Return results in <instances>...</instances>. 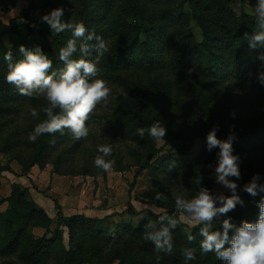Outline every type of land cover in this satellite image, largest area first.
Wrapping results in <instances>:
<instances>
[{
	"label": "trees",
	"instance_id": "trees-1",
	"mask_svg": "<svg viewBox=\"0 0 264 264\" xmlns=\"http://www.w3.org/2000/svg\"><path fill=\"white\" fill-rule=\"evenodd\" d=\"M186 5L191 6L192 17L202 31L201 41L191 34L190 17L183 11ZM236 5L237 0H29L28 6L9 24L0 20V154L18 160L25 177L34 167L45 169L50 163L60 176L106 177L107 173L93 165L98 155L96 148L120 140L129 146L131 158L137 161L135 166L142 165L156 173L151 178L152 191L142 195L141 200L148 199L164 209L161 213L152 209L139 211L130 202L122 214L96 218L84 214L67 215L59 201L52 198L56 217L51 218L33 198L25 197L21 185L15 183L10 197L5 199L0 194V205L9 203L7 211L0 213V264H15L19 258L22 264H185L181 250L186 247L196 250L197 259L189 264H221L214 253H200L199 236L188 242V232L197 235L200 226L191 228L184 224L180 218L183 213L175 211V197L163 196V188H160L166 177H176L175 181L185 190V194L180 195L185 198L195 196L200 186L212 193L214 180L209 174L210 167L215 165L216 150L209 153L204 146L194 161L161 159L156 164L158 143L147 135L140 138L136 129L160 120L168 132L176 134L173 141H168L176 145L187 134L193 140H205L212 127L218 125L219 139H227L230 131L234 134V154L240 157L241 176L248 178L253 165L251 156L264 155V86L256 80L261 63L257 57L264 49L249 48L243 36L252 33L256 21L244 9L237 10ZM61 6L65 8V21L83 22L105 39L109 52L97 65L99 77L120 88L121 92L114 95L115 99L111 98L106 107L97 105L93 110L95 115L89 114L85 122L89 128L87 138L74 140L65 130L64 135L59 132L45 134L32 143L27 139L28 134L45 119L40 109L46 107L47 102L42 97L21 96L6 83L7 64L2 57L11 51L14 61L19 60L22 59L21 45L29 49L40 46L52 61L50 71L62 69L59 49L72 38V33H52L35 26L31 18L35 11L48 12ZM0 8L9 11L5 3L0 2ZM177 11H181L180 15H176ZM21 19L23 23L19 22ZM3 37L17 39H11L7 45ZM78 58L74 54L73 59ZM89 59L94 60L95 53ZM137 73L153 77L140 78ZM172 75L177 78L172 79ZM222 91L226 95L243 92L257 101L259 111L244 121L238 104L221 103L210 109ZM179 94L184 99L178 108L173 101ZM32 109L40 112L39 118L31 116ZM22 116L26 119L23 128L7 132L13 119ZM92 123L98 125L99 133H90ZM89 139L95 149L91 161L87 160L80 169L72 165L67 171H61L63 161L77 148L85 146ZM55 152H59V156L52 159ZM109 158L116 159L114 149ZM117 160L113 168L118 164L116 170L124 172L123 160ZM3 172L13 173L11 168L1 167L0 179ZM199 178L201 185L196 183ZM244 184H240L239 189ZM1 185L0 180V188ZM157 194L161 195L160 200L155 199ZM238 194L244 205H238L227 218L236 224L245 220L255 222L260 196L253 197L246 192ZM164 213L179 221L172 234L171 254L156 251L152 242L143 239L147 221L156 220ZM116 215H127L130 220L116 222L113 219ZM139 217L143 218L141 222L134 224L133 219ZM54 223L56 227L52 229ZM218 223L214 229H219ZM35 228L45 229V235L37 237ZM66 232L68 244L64 241Z\"/></svg>",
	"mask_w": 264,
	"mask_h": 264
},
{
	"label": "clouds",
	"instance_id": "clouds-1",
	"mask_svg": "<svg viewBox=\"0 0 264 264\" xmlns=\"http://www.w3.org/2000/svg\"><path fill=\"white\" fill-rule=\"evenodd\" d=\"M256 25L251 34L245 33L243 38L250 49H264V0H256L251 7ZM65 8L56 7L41 17L52 33L70 31L72 38L59 49L58 58L63 63L59 71L52 70V61L40 46L26 48L21 45L19 53L22 59L15 60L11 51L5 52L2 59L7 64L4 81L13 86L21 95L28 98L42 97L47 106L40 109L45 119L38 123L28 134V141L35 143L42 135L65 134V130L74 140L89 136V128L85 122L89 114L99 104L105 107L110 102L111 89L105 80L99 77L97 65L100 58L109 52L105 39L97 35L95 29H88L83 22L65 21ZM23 23V19L19 21ZM34 26V25H33ZM94 42V43H92ZM95 53V59L90 60ZM78 55V59L73 56ZM261 63L256 72V80L264 86V52L257 57ZM192 70L190 69L189 72ZM251 75V73L249 74ZM115 99L114 96L111 97ZM40 112L32 109L31 116L39 118ZM234 115V114H233ZM166 127L160 121H154L148 127L136 129L140 138L146 135L154 142L164 140ZM218 126H213L206 134V150L215 152V183L226 188L231 195H213L206 187L200 186L199 191L191 199L182 195L175 197V211L183 213L190 226L200 225L197 235L190 231L188 242L200 237L201 254L214 253L221 264H264V177L255 174L242 190L251 196H260L257 204L258 218L255 222H231L230 218L220 221V217L234 210L237 205L243 206L244 201L237 193L241 179L239 167L240 157L234 154V134L230 131L227 139L217 137ZM96 151L93 165L102 173L112 170L115 160L110 159L113 147L111 144H100ZM235 178V179H233ZM196 183L201 185V178ZM162 197L157 194L155 199ZM214 218L219 222V229H214ZM178 219L167 213L161 214L156 220H148L143 228V239L152 242L158 252H173V231L178 226ZM185 231H188L185 229ZM185 264L195 261L196 250L186 247L181 250Z\"/></svg>",
	"mask_w": 264,
	"mask_h": 264
},
{
	"label": "rangeland",
	"instance_id": "rangeland-1",
	"mask_svg": "<svg viewBox=\"0 0 264 264\" xmlns=\"http://www.w3.org/2000/svg\"><path fill=\"white\" fill-rule=\"evenodd\" d=\"M1 3H4L3 1ZM255 5V0H237V5L236 8L237 10H245L246 12L251 14V7ZM50 11V10H49ZM48 11V12H49ZM183 11L187 13L190 17V30L191 34L198 40H202V31L199 26H197L195 20L192 17V8L189 5H186L183 8ZM46 12V13H48ZM45 12L42 11H35L31 15V18L33 19V23L35 26L39 28H44L46 30H50L49 26L41 21V17L46 14ZM181 11H177L176 15H180ZM13 39V40H11ZM17 38L16 37H8L5 38V43L7 45H10V40L15 41ZM140 78L144 77H153L145 73H137ZM172 79H176L177 77L175 75L171 76ZM107 86L111 89V96L117 95L121 92V89L112 86L110 84H107ZM225 91H222V93L219 95L217 100H214L211 104L210 109H214L215 106L220 105L221 103H229L231 105H236L238 104L239 110L242 112H239L240 115L242 116L243 120L246 121L249 118L253 117L257 111H259V105L256 103L257 101L255 99L250 98L249 96H246L243 92L240 91H234V92H229V95L224 94ZM183 96L182 94H179L177 96H174V103L176 107H180L183 104ZM96 112H93L91 116L95 115ZM24 115V114H23ZM26 124V119L24 116L22 117H16L13 119L12 126L7 128V132H9L11 129L20 130V128H23V126ZM92 127L90 129V133H99V127L97 124L92 123ZM218 126V125H215ZM219 134V129L217 131V137ZM176 137V134L174 132L170 133L166 131V135L163 138L164 140H161L158 142V148H159V154L155 157L154 163L158 164L159 161L166 160V159H174L178 161H185V160H190L194 161L198 158L200 155L202 149L204 146H206V140H193L192 137L187 134L182 140L177 143L176 145L170 144L168 141H173ZM107 144H111L115 153H116V159L115 161H118V158H121L123 160V163L125 164L124 167L126 170L124 172H118L116 170V167L118 164L112 168L107 173L106 177H94V176H60V177H78L80 179V187H81V198L83 202L80 204V210H83L84 207H93L95 205H101V207H104L107 204H110L112 207V211L118 214H122L123 212L126 211L128 208V205L130 201L132 200L136 201V205L138 209H152L156 213H161L164 211L163 208L158 207L155 204H152L150 200H141V196L144 195L145 193H149L153 189V184L151 181V178L156 175V173L152 172L151 168H143L142 165L135 166L137 164V161L133 160L130 156V148L129 146L120 140H113L110 141ZM94 146L92 144V141L89 139L87 141V144L85 146H81L77 148L73 153L70 155V158L68 160H64L63 163L61 164V171L65 172L68 169V166L75 165L78 166L77 169H80V167H83L85 165V162L87 160L91 161L95 149H93ZM26 154H24L23 157H25ZM59 156V152H55L53 154V158H57ZM262 156V157H261ZM12 156L10 155H4L0 154V168L1 167H9L12 169L13 173L11 172H3L1 175V188H0V194L2 198H8L12 194V187L15 183H19L21 185L22 191L25 193V197H27L29 200H31L32 194L29 193V191L33 190H38V186L36 187L33 182H30L29 176L25 178L23 172H22V164L18 160H11ZM251 161H252V169L251 172L248 174V178H243L241 176V179L237 181L238 183V189L237 193H243L244 191L239 189L240 184L248 183L251 178L255 174H260L261 176L264 175V155H259V156H251ZM241 162H239L240 164ZM128 165L130 168H128ZM13 167V168H12ZM214 168L215 165H212L210 167L211 173L209 174V177L214 180V187L212 188V194L213 195H220V194H226L230 193L226 188L223 186L216 184L215 183V174H214ZM37 170L43 172L44 175H46L45 180L46 182L43 183V185L47 186V190H50L51 188L48 186V177L50 174L55 173V168L54 166L50 163L46 166L45 169H41L39 167H36ZM82 169V168H81ZM76 171H81V170H76ZM88 177V178H87ZM167 179L164 181L162 185H160V188H163L164 195L167 196L170 195L172 197H176L177 195L180 194H185V190L183 187H181L177 181L178 178L174 177L173 179L166 177ZM57 183L60 184L57 185L58 189L61 190L63 188L64 180H59L58 177H56ZM85 179V182L83 180ZM87 179V180H86ZM235 179V178H233ZM52 184V183H51ZM28 185V186H27ZM44 186V187H46ZM45 191V190H44ZM231 194V193H230ZM54 195V194H53ZM55 197V196H54ZM52 201V204L55 205L54 201L52 200V196L49 197ZM192 197L189 196L188 199H191ZM59 201V198H57ZM59 203H61L59 201ZM61 205V204H60ZM62 206V205H61ZM238 206V205H237ZM75 207L78 208V205L76 204ZM100 207V206H99ZM9 208V203L8 202H3L0 205V213L6 212L7 209ZM63 208V206H62ZM233 211V210H232ZM56 212V209H55ZM231 213L228 212L224 216L220 217V219H226L228 215ZM184 217V214L181 215V221L189 225V221ZM116 222L126 221L130 220L129 217L126 215L125 217L122 215H116L113 218ZM143 218L139 217L137 219H133V223L138 225ZM213 227L216 226L217 220L214 218L213 220ZM200 226V225H194L190 226L191 228ZM56 227V224L54 223L52 226V229ZM45 229L42 228H35L34 233L37 237H41L45 235ZM51 237V235H49ZM64 241L66 244H68L69 241V235L68 232L64 235ZM19 259L16 260L15 264H22V262L19 261ZM114 264H119L118 262H115Z\"/></svg>",
	"mask_w": 264,
	"mask_h": 264
},
{
	"label": "crops",
	"instance_id": "crops-1",
	"mask_svg": "<svg viewBox=\"0 0 264 264\" xmlns=\"http://www.w3.org/2000/svg\"><path fill=\"white\" fill-rule=\"evenodd\" d=\"M2 1L9 8L8 12H4L0 8V20H2L5 24H9L12 19L19 16L22 10L25 9L29 3V0H0V2ZM5 38L8 37H3L4 42ZM28 176L30 178V182H33L36 187L38 186V190H33L30 192L32 194V198L39 206H41L48 212L51 218L56 217V212L55 205H53L52 201H50V196L55 199L59 198V201L61 202L60 204L63 206V210L67 215L84 214L90 217L104 218L106 216L112 215L115 212H111L112 207L110 204H107L104 207H101V205H99L100 207L98 205H95L93 207L91 206L89 208L84 207L83 210H80L79 207L83 200L81 198L82 190L80 187V179H78V177H69L67 179L65 177L58 176L56 173L50 174L48 177V186L51 189L47 190V186L43 185V183L46 182L45 180H47L45 179L46 175H44L43 172L37 170L36 167H34L32 171L28 174ZM56 177H58L59 180H64L65 185L61 190H59L57 187V185L60 186V184L57 183ZM83 182H85V179L83 180ZM131 203L135 206L137 210H142L138 209L135 200H132ZM76 204L78 205V208L75 207Z\"/></svg>",
	"mask_w": 264,
	"mask_h": 264
}]
</instances>
